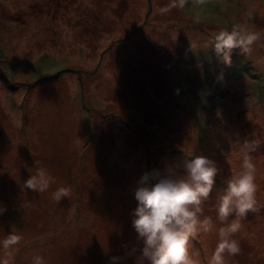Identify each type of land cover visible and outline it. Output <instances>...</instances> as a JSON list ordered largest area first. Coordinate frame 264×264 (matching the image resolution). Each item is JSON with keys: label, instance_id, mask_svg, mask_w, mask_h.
<instances>
[{"label": "rangeland", "instance_id": "1", "mask_svg": "<svg viewBox=\"0 0 264 264\" xmlns=\"http://www.w3.org/2000/svg\"><path fill=\"white\" fill-rule=\"evenodd\" d=\"M234 23L258 35L224 63L210 37ZM246 148L256 203L222 221ZM194 154L217 173L189 254L208 264L237 221L226 264H264V0H0V240L19 236L0 264H139L138 177ZM38 167L54 177L39 192L24 184Z\"/></svg>", "mask_w": 264, "mask_h": 264}, {"label": "clouds", "instance_id": "2", "mask_svg": "<svg viewBox=\"0 0 264 264\" xmlns=\"http://www.w3.org/2000/svg\"><path fill=\"white\" fill-rule=\"evenodd\" d=\"M257 33L247 31L241 23H234L231 28H222L210 37L215 53L224 63H229L231 50L239 47L241 51L257 38ZM250 147V146H249ZM245 149L240 170L230 175L219 192L216 213L220 220L229 214L242 217L254 208L255 174L254 165ZM217 173L215 162L205 155H192L183 159V173L171 174V169L144 171L137 180L133 191L135 207L130 209L131 226L137 239L142 243L139 248V264H197L188 252L189 237L198 230L207 231L209 217H200L201 201L207 198L214 177ZM54 180L45 167L36 168L24 184L36 191H44ZM69 188L58 186L52 193L59 201L67 197ZM5 211L0 206V214ZM238 222L233 221L218 230L217 246L208 259V264H226L225 251L232 254L238 251L237 242L231 238ZM19 239L10 235L0 240V246L7 248ZM110 261L121 260L113 255ZM31 264H46L40 253L31 257Z\"/></svg>", "mask_w": 264, "mask_h": 264}, {"label": "crops", "instance_id": "3", "mask_svg": "<svg viewBox=\"0 0 264 264\" xmlns=\"http://www.w3.org/2000/svg\"><path fill=\"white\" fill-rule=\"evenodd\" d=\"M100 81H101V80H100ZM100 81H99V82H100Z\"/></svg>", "mask_w": 264, "mask_h": 264}]
</instances>
